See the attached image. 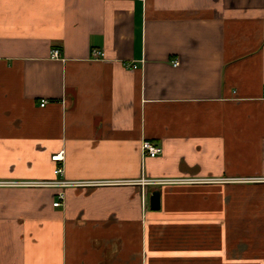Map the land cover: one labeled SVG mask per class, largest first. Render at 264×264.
Masks as SVG:
<instances>
[{"label":"crops","instance_id":"1","mask_svg":"<svg viewBox=\"0 0 264 264\" xmlns=\"http://www.w3.org/2000/svg\"><path fill=\"white\" fill-rule=\"evenodd\" d=\"M263 86L264 0H0V264H264Z\"/></svg>","mask_w":264,"mask_h":264},{"label":"built area","instance_id":"2","mask_svg":"<svg viewBox=\"0 0 264 264\" xmlns=\"http://www.w3.org/2000/svg\"><path fill=\"white\" fill-rule=\"evenodd\" d=\"M133 1L144 2V0H133ZM51 58H53V59L59 58V51H57V50L52 51L51 52ZM103 58H104V55L101 51H99V50H92L91 51V59L99 61ZM173 66H178V63L174 62ZM132 68L135 69L134 66ZM261 98L264 99V86L261 89ZM45 104H46L45 101H41L40 107H43ZM141 153L144 157H148V158L153 159V158H156L157 156L161 155L162 149H161V147H158L157 145H154L150 142L144 141L141 144ZM63 160H64V157H63L62 152L51 157V161H53V162L61 163V162H63ZM56 173L58 175H62L63 169L61 167H58L56 170ZM57 184H61V183H57ZM59 203H60V198L55 203H53V207H59Z\"/></svg>","mask_w":264,"mask_h":264},{"label":"water","instance_id":"3","mask_svg":"<svg viewBox=\"0 0 264 264\" xmlns=\"http://www.w3.org/2000/svg\"><path fill=\"white\" fill-rule=\"evenodd\" d=\"M149 206L152 211H157L159 209V193L157 191L151 193L149 198Z\"/></svg>","mask_w":264,"mask_h":264}]
</instances>
